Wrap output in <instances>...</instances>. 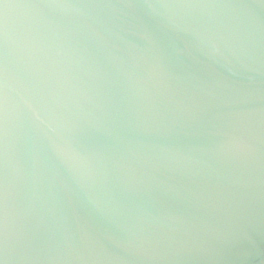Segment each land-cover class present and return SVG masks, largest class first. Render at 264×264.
Listing matches in <instances>:
<instances>
[{
    "label": "water",
    "instance_id": "95a60500",
    "mask_svg": "<svg viewBox=\"0 0 264 264\" xmlns=\"http://www.w3.org/2000/svg\"><path fill=\"white\" fill-rule=\"evenodd\" d=\"M0 264H264V0H0Z\"/></svg>",
    "mask_w": 264,
    "mask_h": 264
}]
</instances>
